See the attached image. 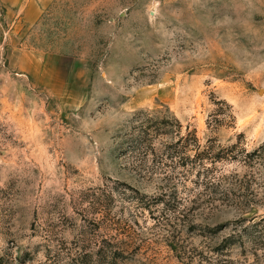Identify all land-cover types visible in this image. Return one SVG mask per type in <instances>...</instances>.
<instances>
[{
  "label": "rangeland",
  "instance_id": "374dc122",
  "mask_svg": "<svg viewBox=\"0 0 264 264\" xmlns=\"http://www.w3.org/2000/svg\"><path fill=\"white\" fill-rule=\"evenodd\" d=\"M10 33L0 264H264V0H53L38 81Z\"/></svg>",
  "mask_w": 264,
  "mask_h": 264
},
{
  "label": "crops",
  "instance_id": "0c3cea01",
  "mask_svg": "<svg viewBox=\"0 0 264 264\" xmlns=\"http://www.w3.org/2000/svg\"><path fill=\"white\" fill-rule=\"evenodd\" d=\"M52 2L53 0H0V24L11 27L12 63L17 69L29 73L36 81L38 74L47 68L44 56L34 51H25L19 46L26 41L28 31L41 23ZM50 74L52 78L56 76L55 70Z\"/></svg>",
  "mask_w": 264,
  "mask_h": 264
},
{
  "label": "trees",
  "instance_id": "16d2710c",
  "mask_svg": "<svg viewBox=\"0 0 264 264\" xmlns=\"http://www.w3.org/2000/svg\"><path fill=\"white\" fill-rule=\"evenodd\" d=\"M169 126L171 127L172 131L173 129H175V125L173 123H169ZM153 129V128H152ZM143 133H145L144 131H142ZM154 132H160V127L159 124L156 122L155 127H154ZM189 139V138H188ZM193 143H196V141L192 140ZM198 144V143H197ZM195 147L198 149V145H193V144H189V142L187 143V145L185 147L190 148V147ZM139 151V153L144 154L145 156H149V151L150 154H153L156 157V166L152 169V171L148 172L150 174H154L156 172H158L159 170L161 171H167L165 174L168 175L170 173H175L177 175H179V172H177V168L168 165L167 160L168 158H175L174 155L175 154H171L168 155L167 158L165 159V154H162V156H158V150L156 149H137ZM190 149H187L186 151H189ZM176 154H178L179 158H180V163L182 166H188V162H190L191 164H194V159H192L191 157H184L181 155L184 154V151H176ZM186 153V152H185ZM187 159V160H186ZM186 173V172H185ZM164 174V175H165ZM166 179H169L167 176H165ZM171 180V179H169ZM263 221H260L258 223H254L253 226L248 230V227H246L244 229V232L247 233L251 238H252V242L255 246H264V233L262 231H259L258 229L261 227ZM255 236V237H254ZM240 237V236H239Z\"/></svg>",
  "mask_w": 264,
  "mask_h": 264
},
{
  "label": "built area",
  "instance_id": "2783aa9c",
  "mask_svg": "<svg viewBox=\"0 0 264 264\" xmlns=\"http://www.w3.org/2000/svg\"><path fill=\"white\" fill-rule=\"evenodd\" d=\"M0 18H1V15H0ZM6 38H7V36H6Z\"/></svg>",
  "mask_w": 264,
  "mask_h": 264
}]
</instances>
